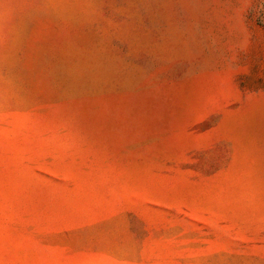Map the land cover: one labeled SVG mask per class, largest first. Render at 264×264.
Listing matches in <instances>:
<instances>
[{"label":"rangeland","instance_id":"obj_1","mask_svg":"<svg viewBox=\"0 0 264 264\" xmlns=\"http://www.w3.org/2000/svg\"><path fill=\"white\" fill-rule=\"evenodd\" d=\"M0 264H264V0H0Z\"/></svg>","mask_w":264,"mask_h":264}]
</instances>
